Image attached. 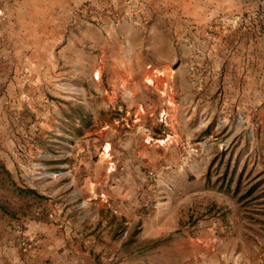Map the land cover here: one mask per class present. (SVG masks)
<instances>
[{"label":"rangeland","instance_id":"obj_1","mask_svg":"<svg viewBox=\"0 0 264 264\" xmlns=\"http://www.w3.org/2000/svg\"><path fill=\"white\" fill-rule=\"evenodd\" d=\"M0 264H264V0H0Z\"/></svg>","mask_w":264,"mask_h":264},{"label":"bare ground","instance_id":"obj_2","mask_svg":"<svg viewBox=\"0 0 264 264\" xmlns=\"http://www.w3.org/2000/svg\"><path fill=\"white\" fill-rule=\"evenodd\" d=\"M161 73H162V72H161ZM146 81H147L148 83H154V78H153V76H151V75L147 76ZM149 139H150V138H148L147 141H149ZM166 141H167L166 139H162V140H160L161 143H165ZM111 149H112V147H111V144H110V143H107V144L103 147L102 155H103L104 158L109 159V158L112 156V154H111Z\"/></svg>","mask_w":264,"mask_h":264}]
</instances>
